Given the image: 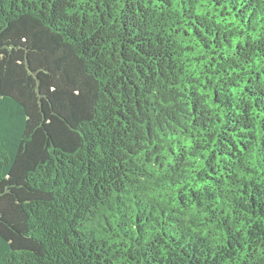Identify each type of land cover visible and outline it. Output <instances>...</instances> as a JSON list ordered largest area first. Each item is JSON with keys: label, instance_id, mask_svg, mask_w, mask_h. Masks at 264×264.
Returning <instances> with one entry per match:
<instances>
[{"label": "trees", "instance_id": "16d2710c", "mask_svg": "<svg viewBox=\"0 0 264 264\" xmlns=\"http://www.w3.org/2000/svg\"><path fill=\"white\" fill-rule=\"evenodd\" d=\"M0 264H264V0H0Z\"/></svg>", "mask_w": 264, "mask_h": 264}]
</instances>
